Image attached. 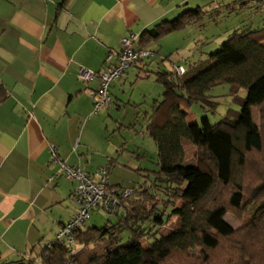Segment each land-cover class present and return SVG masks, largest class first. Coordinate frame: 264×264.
<instances>
[{
    "label": "crops",
    "instance_id": "1",
    "mask_svg": "<svg viewBox=\"0 0 264 264\" xmlns=\"http://www.w3.org/2000/svg\"><path fill=\"white\" fill-rule=\"evenodd\" d=\"M227 1L0 0V86L8 94L0 105V264H40L76 213L77 183L60 173L52 149L89 175L117 152L115 141L107 147L110 126L91 116L100 81L83 82L81 70L101 73L124 38L137 35L141 48L159 24L195 9L222 10ZM148 66L139 63L124 78Z\"/></svg>",
    "mask_w": 264,
    "mask_h": 264
},
{
    "label": "trees",
    "instance_id": "2",
    "mask_svg": "<svg viewBox=\"0 0 264 264\" xmlns=\"http://www.w3.org/2000/svg\"><path fill=\"white\" fill-rule=\"evenodd\" d=\"M206 13L201 9L187 11L176 19L159 24L141 38V48L164 37L185 30L200 22ZM264 29L235 30L221 49L197 64H190L187 73L175 70L156 72L164 94L155 104L146 134L158 151L163 186H156L159 202L150 209L141 206L143 198L153 195L137 193L140 200L131 203L125 215H117L115 225L86 228L75 232L85 247L109 238L106 250L81 261L69 249L57 243L45 249L40 264H167L174 255H184L202 247L217 251L229 242L245 264H257L264 256V132L254 123L252 108L258 107L264 121ZM157 54V53H156ZM219 84H229L235 91L240 111H230L218 124L203 120V128L189 121V110L195 105L215 110L210 92ZM246 90L247 97L238 96ZM8 94L0 86V105ZM189 150L195 163L189 162ZM262 158L256 168L260 183L246 193V174L250 158ZM148 196V197H147ZM227 197V198H226ZM224 198V199H222ZM257 204L256 215L249 226L235 230L226 221L232 210L244 211ZM160 205L164 207L159 214ZM170 212L166 219L164 215ZM152 223L150 227L146 224ZM147 226V225H146ZM128 230L131 238L121 244V232ZM160 235L150 247L143 239ZM242 247V248H241ZM251 254V255H250ZM248 255V256H247ZM33 263V262H32ZM242 264V263H241Z\"/></svg>",
    "mask_w": 264,
    "mask_h": 264
},
{
    "label": "rangeland",
    "instance_id": "3",
    "mask_svg": "<svg viewBox=\"0 0 264 264\" xmlns=\"http://www.w3.org/2000/svg\"><path fill=\"white\" fill-rule=\"evenodd\" d=\"M226 5L222 10L208 11L200 22L192 24L185 30L172 33L157 44L152 43L148 50L155 53L159 52V54L157 53L154 60L146 61L149 66L148 69L144 70L145 74L140 76V74L135 75L134 72H131L132 76L126 80L124 77L127 71L112 84L113 86L124 80L122 85H118L117 88L111 86L110 97L113 100L110 108L102 109L95 114L93 106L91 116L93 115L94 120L103 118L104 122L110 126L107 147L111 149L113 141L119 144L118 149H116L117 152L112 154L113 159L110 158L112 160L109 172L110 184L117 186L116 188L119 187V189L135 191L136 194L130 200L131 203L140 200L137 192H150L153 196L143 198L141 202L144 209L153 208L159 202L160 194L155 190V187L163 186L161 182L163 177H161L158 165L157 147L154 141L146 135L149 119L154 114L155 104L162 101L164 94L163 87L157 82L156 72L158 70L173 71L175 67H178L174 64H182L187 69L190 64L194 65L207 60L210 55L221 49L235 30L252 29L257 31L264 29V0H232L231 2L229 0ZM260 43L264 45V39ZM157 61H160L159 67L156 64ZM152 63H154L153 66ZM112 91H114V95ZM209 95L217 103V107L215 110H211L201 105H195L189 110L191 123H198L203 128V120L208 119L211 125H216L230 111L241 110L235 102V91L229 84L217 85ZM238 96L245 99L247 97L246 90H240ZM252 115L254 123L259 125L264 132L261 110L258 107H253ZM113 129H115V133ZM105 145L104 141V147ZM192 154L193 152L189 150L190 158L187 164L196 162ZM261 161L262 158L258 159L256 155L250 158L245 180L248 195L252 194V191L260 183V178L255 174ZM77 207L75 203V209ZM130 207L131 205H128V208ZM162 210L164 207L160 205L159 214L162 213ZM256 210V203L251 204L244 211L232 210L226 215L225 221L235 230L243 229L250 225L256 215ZM167 211L164 219L170 213ZM121 215L124 216L125 211ZM118 220V216L97 210L92 212L91 219L86 225L88 228H102L109 223L115 225ZM151 224L148 222L145 227L153 226ZM120 235L122 237L121 244H126L132 234L125 230ZM160 238L159 234L153 237L148 236L143 239L142 245L150 247ZM109 243V238H106L102 242L83 249L79 247L77 248V258L81 261H87L91 257L103 253ZM231 246V243L224 242L217 251H207L202 247H197L184 255H174L167 264H245V259L242 260L238 256L241 251L234 250L238 247L231 248ZM258 258L261 260H258L257 264H264V256H258ZM29 261L30 259H27L28 263Z\"/></svg>",
    "mask_w": 264,
    "mask_h": 264
},
{
    "label": "built area",
    "instance_id": "4",
    "mask_svg": "<svg viewBox=\"0 0 264 264\" xmlns=\"http://www.w3.org/2000/svg\"><path fill=\"white\" fill-rule=\"evenodd\" d=\"M138 38L137 35L124 38L121 52L109 56L108 59L112 63L105 71L95 73L87 69L81 70L80 79L83 82L100 81L94 104L95 114L102 109L110 108L112 103L110 88L116 80L130 69L135 68L139 63L154 60L157 57L155 52L136 48L135 45ZM175 72L179 76H184L187 73V69L184 66H178L175 67ZM51 154L52 161L61 165L60 173L77 183L73 199L78 207L73 219L59 228L56 240L53 243H48L46 249H53L59 243L69 249L72 255H77V248L83 249L85 246L79 243L75 237V232L90 221L92 212L100 210L109 215H120L122 212H126L130 200L135 196L136 192L115 188L110 185L109 172L112 162L110 159H107L108 165L106 167L101 168L94 175H89L81 167H70L60 162L55 148L52 149ZM66 264H72V262L68 261Z\"/></svg>",
    "mask_w": 264,
    "mask_h": 264
}]
</instances>
